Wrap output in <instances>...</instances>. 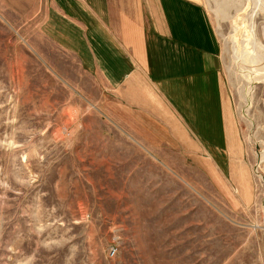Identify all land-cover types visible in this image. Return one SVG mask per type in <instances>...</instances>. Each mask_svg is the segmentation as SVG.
Returning <instances> with one entry per match:
<instances>
[{
    "label": "rangeland",
    "instance_id": "374dc122",
    "mask_svg": "<svg viewBox=\"0 0 264 264\" xmlns=\"http://www.w3.org/2000/svg\"><path fill=\"white\" fill-rule=\"evenodd\" d=\"M53 1L0 0V264H264V83L247 103L246 64L225 47L239 6L195 0L237 131L210 155L87 74ZM254 24L264 46V13Z\"/></svg>",
    "mask_w": 264,
    "mask_h": 264
},
{
    "label": "crops",
    "instance_id": "0c3cea01",
    "mask_svg": "<svg viewBox=\"0 0 264 264\" xmlns=\"http://www.w3.org/2000/svg\"><path fill=\"white\" fill-rule=\"evenodd\" d=\"M50 23L87 74L115 99L148 104L166 138L188 137L210 155L231 154L237 131L221 74L218 38L195 0H54ZM56 18V20H55ZM64 19V20H61ZM55 20V22H54ZM161 109H164L161 110Z\"/></svg>",
    "mask_w": 264,
    "mask_h": 264
},
{
    "label": "bare ground",
    "instance_id": "6f19581e",
    "mask_svg": "<svg viewBox=\"0 0 264 264\" xmlns=\"http://www.w3.org/2000/svg\"><path fill=\"white\" fill-rule=\"evenodd\" d=\"M222 1L223 0H221V2ZM245 1H248L247 6H251L248 11H246L247 8H245ZM226 3L227 6H239L236 10V14L240 12L241 23L238 24L234 20L232 31L236 34V36L233 38H231V36L228 37L225 40V47L232 52V59L235 62L237 61V66L238 63L246 64L247 70L245 71L244 77L246 78L248 84L244 90V96L248 103V99H251L252 84H255L257 81L264 83V46L257 38L254 24V17L260 13H264V1L241 0L236 2V0H226ZM220 11L219 12L221 14L228 12H225L226 9L223 6ZM219 12L217 13L219 14ZM228 16L226 17L228 18ZM223 18H225V16ZM229 19H235V17H231ZM260 160L264 161V151L260 155Z\"/></svg>",
    "mask_w": 264,
    "mask_h": 264
},
{
    "label": "built area",
    "instance_id": "2783aa9c",
    "mask_svg": "<svg viewBox=\"0 0 264 264\" xmlns=\"http://www.w3.org/2000/svg\"><path fill=\"white\" fill-rule=\"evenodd\" d=\"M115 253H116V249L115 248L112 247V248L109 249V257L110 258L114 257Z\"/></svg>",
    "mask_w": 264,
    "mask_h": 264
}]
</instances>
